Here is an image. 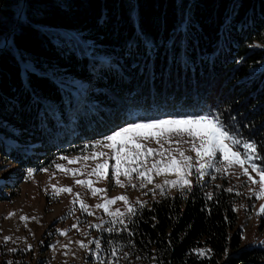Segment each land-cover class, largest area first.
<instances>
[{
    "label": "trees",
    "instance_id": "16d2710c",
    "mask_svg": "<svg viewBox=\"0 0 264 264\" xmlns=\"http://www.w3.org/2000/svg\"><path fill=\"white\" fill-rule=\"evenodd\" d=\"M21 6L0 0L1 162L35 171L133 118L208 112L255 143L264 168V0H24L17 18ZM18 178H0V202ZM217 185L165 186L128 232L97 231L101 252L118 243L134 264H256L264 251L239 248L233 193Z\"/></svg>",
    "mask_w": 264,
    "mask_h": 264
},
{
    "label": "rangeland",
    "instance_id": "374dc122",
    "mask_svg": "<svg viewBox=\"0 0 264 264\" xmlns=\"http://www.w3.org/2000/svg\"><path fill=\"white\" fill-rule=\"evenodd\" d=\"M72 33L73 36L70 37V42L72 46L76 47L81 43L80 38L76 37L75 32ZM254 46L257 47L259 44ZM64 79L69 84H81V86H84V81L80 82L78 77ZM197 115L212 116L208 112L192 113L185 116ZM165 118L170 117L160 119ZM147 120L151 119L133 118L129 123ZM127 124L122 125L118 129L125 127ZM103 138L95 139L89 143L84 142L74 151L62 153L54 157L46 166L37 168L31 175H29L28 171L22 172L20 168L14 167L8 162H1L0 160V178L12 177V175L19 177L15 189L12 190V196L0 202V264H10V262L11 264H101L93 255L97 251L95 245L89 244L88 241L97 239V231L100 229L92 227V225L99 224L101 228L105 227L107 224L104 221L109 220L110 217L102 209L96 208L95 205L103 203L105 198L116 197L118 195H126L129 202L133 205H136L138 200L146 203L160 192L159 189L155 188L156 184H163V181L166 179H176L174 175L155 176L153 174V183H146L142 189L139 188L140 180L135 179V174H133L132 183L137 185L136 188L127 186L128 181L123 176H121V180L126 185L124 188L116 186L114 180L111 179L97 180L95 175H89L97 163H102L104 159L108 160L109 176H111L112 172L111 165L115 164V161L110 158L112 155L111 150L103 146L104 143H107L103 141ZM96 141H103V143L97 144L93 149L91 145ZM141 142L147 148H159V145L150 138ZM86 145L89 147L86 148ZM169 146L172 148L177 147L175 144L164 145L165 148ZM179 147L185 151L186 155L193 157L192 163L195 164V153L189 151V145L181 143ZM93 151L97 153L104 152L108 155L95 160L82 159V157H90ZM61 157L69 159L81 157V159L70 164L68 163V159H61ZM159 158V156L147 157L145 163L150 167L153 160ZM57 164L63 165L66 169L79 170V173H82V175L77 174L73 176L59 171L55 167ZM42 169H47V171H41ZM227 171L229 174L225 177L222 174H217L214 169H208L211 175H205L204 180L200 182H205L208 185H217L222 178L227 180L228 188H233V206L237 218L236 226L240 230L239 248L257 247L264 251V214H258L261 205H264V196L257 199L255 195L259 191V183L253 184L249 181L246 176L241 174L242 170L238 166H233ZM249 173L255 180L259 181V176L251 172L250 168ZM213 176L216 179H212ZM77 179H90L93 181V187L108 189V191L106 194L98 193L96 196H93L86 186L74 183ZM189 179L192 181V184L198 182L195 174L190 176ZM52 185H55L57 188L70 187L72 192H61L57 195L53 191ZM76 193L80 194L81 201L90 206L88 211L92 212L93 215H87V213L82 212L79 203H71L76 200ZM109 208L110 211H116L117 209L121 212L125 211V205L120 201L110 205ZM10 213L14 215L9 217ZM20 216H25L28 219L21 221L19 219ZM73 224H77V228H72ZM58 230L66 232V235H61ZM4 237H10V239L5 242ZM77 241H83L87 245V248L81 249L76 243ZM28 245H31L30 250L28 249ZM65 245H67V248H65ZM11 249H15V251H11ZM101 251L99 250L101 260L110 259L109 254L105 255ZM65 253L67 254L65 255ZM119 264L134 263L119 260ZM256 264H264V258Z\"/></svg>",
    "mask_w": 264,
    "mask_h": 264
},
{
    "label": "snow or ice",
    "instance_id": "6c2138e0",
    "mask_svg": "<svg viewBox=\"0 0 264 264\" xmlns=\"http://www.w3.org/2000/svg\"><path fill=\"white\" fill-rule=\"evenodd\" d=\"M174 137L175 139H173ZM185 137H187V139H185ZM149 138L155 141L159 145V148H147L146 145L141 142ZM103 141L107 142L104 143L103 146L111 150L112 155L110 158L115 161V164L111 165L112 172L111 176H109L108 160L104 159L102 163H97L89 173L90 176L95 175L97 180L111 179L114 180L116 186L124 188L126 185L121 180V176H123L125 180L128 181L127 186L136 188L137 185L132 183L133 174H135V179L140 180L139 188L142 189L145 187L146 183H153V174L155 176L174 175L176 179H166L163 181V184L155 185V188L159 189L160 194L163 196L165 195V186L191 190L192 181L189 177L193 174L196 175L198 181H203L205 175H211L208 169H214L217 174H222L226 177L229 174L227 171L229 168L238 166L242 170L241 174L246 176L249 181L253 184L259 183V191L255 193L256 198L259 199L264 196V168L259 167L254 162L258 158L256 144L238 138V136L234 135L223 126L218 117L197 115L128 123L125 127L104 137ZM103 141H96L91 147L94 149L97 144H101ZM181 143L188 144L189 151L195 153V164L192 163L193 157L186 155L185 151L179 147ZM166 144H175L177 147L172 148L169 146L165 148L164 145ZM85 147L87 148L89 146L86 145ZM107 155L108 154L104 152L97 153L93 151L90 157H82V159L95 160ZM155 156H159L160 158L154 159L151 166L148 167L145 163L147 157ZM61 159H68V163L71 164L77 162L81 157L71 159L61 157ZM55 167L57 170L73 176L77 174L82 175V173H79V170L66 169L61 164H57ZM249 168L251 172L259 176V181L255 180L252 175H250ZM33 171L34 170L29 169V175H31ZM41 171H47V169H42ZM212 179H216V177L213 176ZM74 183L76 185L86 186L93 196H96L98 193L106 194L108 191V189L93 187V181L90 179H77ZM51 187L57 195L61 192H72L70 187L57 188L55 185ZM216 187L220 186L217 185ZM225 191L232 192L233 188L229 187L225 189ZM181 195L183 196V193H181ZM213 195V193H208L207 199H212ZM237 195H239V193H237ZM75 196L76 200L71 203H79L82 212L87 213V215H93L92 212L88 211L90 206L80 200V194L76 193ZM117 201L124 203V212H121L119 209L110 211L109 206L115 204ZM95 207L102 209L103 212L110 217L109 220L104 221L109 227L103 230L107 232H116L115 225L119 224L122 226L121 231L128 232L129 227L135 224L132 218L140 214V211L146 207V203L138 200L136 205H133L129 202L126 195H118L116 197L105 198L103 203L97 204ZM258 214H264V205H261ZM12 215L14 214L10 213L9 217ZM19 219L25 221L28 218L20 216ZM92 227L101 228V225H92ZM72 228H77V224H73ZM60 234L66 235V232L60 231ZM129 235H131L130 232ZM3 239L7 242L10 237H4ZM76 243L81 249L87 248V245L83 241H77ZM88 243L95 245L97 251L93 253V255L101 264H119L121 258L127 261L131 256V245L129 251H123L122 245L113 243L109 252L110 259L101 260L99 250L101 249L102 241L100 239H93L89 240ZM65 248H67V245H65ZM28 249H31V245H28ZM11 251H15V249H11ZM195 251L198 256L203 255L202 250ZM121 252L123 253L122 257L120 256ZM66 254L67 253H65V255ZM136 259L139 260L140 257L137 256Z\"/></svg>",
    "mask_w": 264,
    "mask_h": 264
},
{
    "label": "water",
    "instance_id": "95a60500",
    "mask_svg": "<svg viewBox=\"0 0 264 264\" xmlns=\"http://www.w3.org/2000/svg\"><path fill=\"white\" fill-rule=\"evenodd\" d=\"M23 1H24V0H22V6H21V9H20V11H19V13H18V15H17V18L19 17V15H20V13H21V11H22V9H23ZM8 39H9V33H7V34H5V35L3 36L1 47H5L6 45L9 44Z\"/></svg>",
    "mask_w": 264,
    "mask_h": 264
}]
</instances>
